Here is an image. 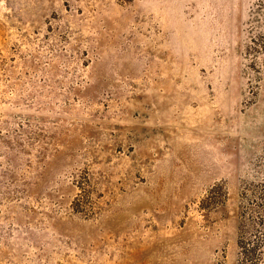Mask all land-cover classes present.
Listing matches in <instances>:
<instances>
[{"label": "rangeland", "instance_id": "rangeland-1", "mask_svg": "<svg viewBox=\"0 0 264 264\" xmlns=\"http://www.w3.org/2000/svg\"><path fill=\"white\" fill-rule=\"evenodd\" d=\"M0 264H264V0H0Z\"/></svg>", "mask_w": 264, "mask_h": 264}]
</instances>
